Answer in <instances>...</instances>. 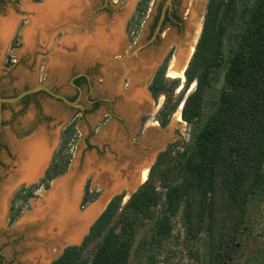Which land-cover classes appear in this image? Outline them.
Masks as SVG:
<instances>
[{
	"label": "trees",
	"instance_id": "1",
	"mask_svg": "<svg viewBox=\"0 0 264 264\" xmlns=\"http://www.w3.org/2000/svg\"><path fill=\"white\" fill-rule=\"evenodd\" d=\"M151 2H138L129 28L140 26ZM170 57L155 72L149 90L155 99L166 95L158 112L165 127L197 82L182 109L192 127L189 141L181 146L176 140L161 151L128 202L123 205L125 193L116 194L82 244L67 246L51 264H129L139 227L152 221L149 243L160 245L173 234L181 211L191 239L206 234L211 264H227L241 246L251 206L264 198V0L208 1L180 94V81L166 77ZM77 136L73 120L45 176L22 187L16 197L28 201L39 186L49 188L64 174ZM97 196L88 186L82 206ZM21 213L22 208L14 209L11 222ZM254 264H264V258Z\"/></svg>",
	"mask_w": 264,
	"mask_h": 264
},
{
	"label": "rangeland",
	"instance_id": "2",
	"mask_svg": "<svg viewBox=\"0 0 264 264\" xmlns=\"http://www.w3.org/2000/svg\"><path fill=\"white\" fill-rule=\"evenodd\" d=\"M44 1L42 0V2ZM139 1L112 0L111 9L108 14L105 13V16H109L108 21L116 20V18L123 15L125 16L120 17L122 23L124 22L121 25L120 34L123 37L125 36L127 51L124 58H121L119 62H116V60H119L116 58L121 53L114 52L111 61L115 65L122 66L124 71L118 80L120 89L111 93L108 87L105 86L106 75L104 68L106 65L102 61L98 62L95 60L91 64H86L89 61L73 60L62 73L54 72L53 68H49L56 49L63 48L64 51L70 54L77 53V49H71L70 46H63L61 43L67 35L65 26L56 24L51 41L39 35L36 37L34 46L28 48L26 47L23 31L26 27L31 26L33 18L30 13L22 8L21 5L24 0H0V12H3V14L0 13V18L12 16L17 18L15 28L8 40L9 42L7 41L4 45L0 43V91L4 96L12 97L35 84L45 83L54 91L67 96L72 101H77L71 99V97L76 96V91L72 88L71 78L73 74L90 70L94 78L92 96L104 97L100 106L94 108L86 99L88 87H85L84 94L78 99L80 106H72L64 100L53 97L44 91H38L20 102L4 105V123L0 139V194L3 192L4 185L9 179L10 174H12L11 172H14V168H16L14 164L17 161V155L12 149V141L14 139L24 140L44 131L51 138V147L55 145L49 155L47 167L51 164L55 152L61 145L64 128L73 120H76L77 123L78 136L71 146L73 155L69 169L64 174L50 181L49 188H45L44 185L39 186L35 190L36 196L28 201H23L22 198L16 197L17 192L22 187H29L33 184L21 183L19 185L18 183L10 191L7 198L8 207L6 215L0 224V264H28L23 261V257L31 250L29 244L30 241L33 242V239L29 227L19 228L20 221L23 216L33 210L34 203L44 200L45 194L52 189L57 181L67 176L74 177L72 180L75 181L79 177H82L81 196L78 204L80 212L86 211L93 203L99 201L107 193L106 185L104 186L100 180H96L97 177L94 172H86L85 165L87 156L93 153L98 155L100 159L110 157V155L112 158L115 157V160H120L122 157L129 159L130 152H126V155L121 156L108 141L99 139L101 130H104L110 124L115 123L120 125L124 134L126 133L131 139L129 141L131 144L130 151L134 149L137 155L136 160L140 161V163L138 162L139 164L137 163L138 169L144 168L145 163L149 159L152 160L147 178L141 184L148 179L151 168L161 151L176 140L181 141V146L189 141L192 130L191 125L184 119L181 121H176L175 119L177 112L181 111L182 113L181 105L174 112L169 123L165 127L161 126L158 112L166 100V95L163 94L158 99H155L149 90V85L155 72L170 54L171 57L166 77L170 80L178 79L180 81V86L176 93L180 94L185 89L187 80L185 75L186 68L182 75H178L171 72V67L180 43H183L184 46L194 43L196 49L203 30L209 0H205L201 6L199 21L196 20L193 10L195 0H179L181 8L184 10L186 8L189 9L188 16L185 19L187 24H185L180 33L177 29L168 28L167 26L159 42L147 48L144 47L153 41V38L149 41L150 31L155 23L156 15L165 0H152L147 15L142 20L140 26L135 31V28H129V26L126 29V20L128 17L135 15ZM12 4L18 5L24 13L22 15L16 14ZM101 16L106 18L104 15L97 17ZM22 19H28V24L25 28L22 27L18 30ZM196 24H201V28L198 29L197 27L196 29L194 27ZM83 31L85 33L83 32L82 35H85V38H90L94 36L96 30L90 32L85 29ZM110 31L108 30V32ZM198 33L199 35H197ZM150 55L153 58L151 63L148 64L146 61ZM133 58H136V63L134 62V66L136 67L133 65L130 67ZM137 62L141 67L143 75L140 76L142 79L139 80V84L135 86L134 80L136 74L133 77L132 74L128 73L127 69H132L133 67L134 69H138ZM144 62L148 65L147 73L145 72L146 63ZM194 84L189 88L187 95ZM133 89L137 93L146 94V96L143 100L144 102H142L144 103L142 105L143 108L138 113H134L135 120L131 124L132 120H129L130 115L124 112L123 108L128 102L126 93L128 94ZM147 95L149 99H147ZM79 107L83 110L78 109ZM42 178H40L39 182ZM88 186L91 191L97 192L98 196L93 202L82 206ZM115 193H125L123 205L128 202L133 194L129 193L126 189L116 191ZM17 208H22V213L11 222L14 209ZM249 214L247 229L241 235V246L228 259L227 264H254L264 258V198L252 204ZM152 228V221L145 222V224L139 227L137 242L129 264H211L206 250V234L203 233L199 238L191 239L187 235L184 226L182 211L174 218L173 234L164 240L162 244L149 243ZM64 247V245H51L47 264H51L62 253Z\"/></svg>",
	"mask_w": 264,
	"mask_h": 264
},
{
	"label": "bare ground",
	"instance_id": "3",
	"mask_svg": "<svg viewBox=\"0 0 264 264\" xmlns=\"http://www.w3.org/2000/svg\"><path fill=\"white\" fill-rule=\"evenodd\" d=\"M204 2L205 0H195L193 3L197 21H199L200 9ZM91 3L92 0H46L42 4H34L30 0H24L21 5L22 8L29 12L33 18L31 26L23 31L26 47H33L36 37L39 35L51 41L54 26L56 24L65 26L67 35L61 43L63 46H70V48L73 46V49H77V53L70 54L64 51L63 48L56 49L49 68H53L54 72L62 73L67 65L69 66V62L74 59H83L84 57L89 59L101 58L106 65L104 68L107 77L105 86L108 87L111 93H114L120 89L117 78L123 67L112 63L111 55L118 50L121 43V22L119 18H116L113 24L107 25L105 18L102 16L95 18L96 23H94L93 29L96 30L94 34L96 40L91 42L90 45L82 47L80 41L84 35L81 34L82 30L75 26V22L83 18V13L87 12ZM16 21L15 16L0 18V43L3 45L10 39ZM197 27L198 29L201 28V24H196L195 28L197 29ZM108 30L111 31L108 32ZM194 50V43L186 46L181 44L171 67L173 74L182 75L184 73ZM152 58L151 55L148 56L146 62L150 64ZM147 63L146 67L148 68ZM146 67L145 69H147ZM126 95L128 102L123 110L130 115L129 120H132L131 124H133L135 120L134 113H138L143 108L144 103L142 102H144L146 94L137 93L133 89ZM175 119L176 121L183 120L181 111L177 112ZM125 135L126 133L124 134L120 125L112 123L101 130L99 139L108 141L121 156L126 155V152H130L129 159L122 157L120 160H115L116 158H112L111 155L100 159L94 153L87 156L86 172H94L97 177L96 180H100L107 188V193L99 201L93 203L86 211L80 212L78 204L81 196L82 177L75 181L72 180L74 177L67 176L57 181L52 189L45 194L44 200L34 203L33 210L23 216L19 228L29 227L33 239V242L30 241L29 244L31 250L23 257V261L28 264H47L51 245L63 246L66 243L80 239L89 223L101 212L114 192L126 189L131 193L147 178L152 160L149 159L144 168L138 169L137 163H140V161L136 160L135 150L130 151L131 144L129 141L131 139ZM50 140L51 138L44 131H41L27 139H14L12 141V149L17 155V161L14 164L16 168H14V172H11L12 174H10L3 192L0 194V224L6 215L7 198L10 191L18 183L20 185L21 181L35 179L46 167L53 148L50 145Z\"/></svg>",
	"mask_w": 264,
	"mask_h": 264
},
{
	"label": "flooded vegetation",
	"instance_id": "4",
	"mask_svg": "<svg viewBox=\"0 0 264 264\" xmlns=\"http://www.w3.org/2000/svg\"><path fill=\"white\" fill-rule=\"evenodd\" d=\"M32 1H36V0H32ZM111 1L112 0H92V3L90 4V7H88V9H87V12L83 13V15H84L83 18H81L80 20H77L75 22V25L77 27H79L80 30H82V31L86 29V30L91 32L92 30H94L93 26H94V23H96L95 18L97 19L98 18L97 16H99V15H104L105 16V13L108 14L109 10L111 9V5H112ZM167 1L168 0H165L164 4L160 7V9H159V11H158V13L156 15L155 23L153 25V28L150 31L149 41L152 38H153V41L151 43H149L147 46H145L144 48H147L148 46L150 47L154 43L156 44L157 42H159L160 37H161L162 33L167 29V26H168V28L177 29V31L180 33L181 30L184 28L185 24H187V21L185 19L188 16L189 9L186 8L184 10L183 8H181L180 4H179L180 3L179 0H171L170 3H167ZM12 6H13V10L15 11L16 14H21L22 15L24 13V12H22L20 10L18 5L12 4ZM0 13L3 14V12H0ZM123 16H120V17H123ZM105 17H106L105 20L108 23V25L113 23L114 20H115V19H113L112 21H110V20L108 21L109 16H105ZM120 17H118V18L120 19V22H121L120 23V28H121V25L124 22L122 23ZM132 17L133 16H130V17L127 18L126 26H125L126 29L128 28L129 22L132 19ZM162 17H163V20L161 22ZM27 24H28V19H22L21 22H20V25H19L20 27L18 28V30L21 29L22 27L25 28L27 26ZM82 31H81V34L83 33ZM66 34H67V32H66ZM120 37H121V43H120V46L118 47V50L116 52H119L121 54H119V56H117L116 59H119V60H116V62L121 61V58H124V56L126 54V51H127L126 50V45H125V39H124L125 36L123 37L122 35H120ZM95 40H96V35H94L93 37H90V38H87V37L85 38V35H84L80 42H82V47H86V46L90 45L91 42H94ZM181 44H183V43H180V46H181ZM180 46H179V48H180ZM71 49H73V46L71 47ZM112 55H111V61H112ZM74 60L75 61H77V60L89 61V62H86V64L87 63L91 64V63H93L92 61H95V60L98 61V62L102 61L101 58L89 59L88 57L87 58L84 57L83 59L78 58V59H74ZM123 71H124V69L119 71V75H118V78H117V84L118 85H119V83H118L119 82L118 81L119 77H120V75L122 74ZM147 71H148V68L145 69L146 73H147ZM106 78L107 77L105 76V82H106ZM71 83H72V88L76 91V96L71 97V99L78 100L84 94L85 87H88V93H87L86 99L88 100V102L92 106H94V108L99 107L100 103L104 100V97H94V96H92V92H93V89H94V78H93L92 73H91L90 70L81 71L79 73L73 74V76L71 78ZM126 85H127V82H126ZM119 88H120V86H119ZM32 95H34V94H32ZM78 109L83 110L81 107H79ZM7 207H6V209H7Z\"/></svg>",
	"mask_w": 264,
	"mask_h": 264
},
{
	"label": "water",
	"instance_id": "5",
	"mask_svg": "<svg viewBox=\"0 0 264 264\" xmlns=\"http://www.w3.org/2000/svg\"><path fill=\"white\" fill-rule=\"evenodd\" d=\"M30 1L33 2L34 4H42V3H43L42 0H41V1H32V0H30ZM45 1H46V0H45ZM45 1H44V2H45ZM170 1H171V0H168L167 3H170ZM163 16H164V15H163ZM162 20H163V17H162V19H161V22H162ZM194 52H195V51H194ZM194 52H193V54H194ZM193 54H192V56H193ZM192 56H191V58H190V60H189V63H190V61H191V59H192ZM189 63H188V65H189ZM188 65H187V67H188ZM187 67H186V69H187ZM72 82H73V81H72ZM73 83H74V82H73ZM196 84H197V82H195L194 86H193L192 89L189 91V93H191V92L195 89ZM38 91H44V92L50 94V95L53 96V97L60 98V99L64 100L66 103H68V104H70V105H72V106H80L79 103H78V100H77V101H72V100H70L67 96H65V95H63V94H61V93H58V92L54 91L49 85H47V84H45V83H38V84H35V85H33V86H31V87H29V88H27V89L22 90V91L19 92L17 95L12 96V97L4 96V95L2 94V92L0 91V139H1V134H2V130H3V123H4V105L7 104V103H16V102H20V101H22L25 97H27V96H29V95H32V94H34V93H36V92H38ZM189 93H188V94H189ZM187 96H188V95H187ZM187 96H186V98H187ZM186 98L184 99V101H183L182 104H181V107H180L181 109H183V107H184V104H185V100H186ZM54 146H55V145H54ZM54 146H53V148H54ZM53 148H52L51 152L53 151ZM51 152H50V154H51ZM48 167H49V166L45 167L44 170H43V172H42L38 177H36L35 179H33V180H31V181H27V180H26V181H21L20 184H21V183H22V184H25V183H27V184L38 183L39 180H40V178L45 176V173H46ZM141 185H142V184L140 183V184H139V185H138V186H137V187L131 192V194L134 193V192H136V191L139 189V187H140ZM131 194H130V195H131ZM115 195H116V193L114 192V193L110 196V199H109L108 203L105 205V207H104V208L101 210V212L98 213V214L95 216V218L89 223V225L87 226L86 231L84 232L83 236H82L80 239H78L77 241H74V242H70V243H66V244H64V246H65L64 249H65L67 246H69V245H81V244H82V242L84 241L85 237H86V236L88 235V233L90 232L91 226H92V225L94 224V222L99 218V216L103 213V211L106 209L107 205L109 204V202L112 200V198H113ZM64 249H63V251H64ZM63 251H62V252H63Z\"/></svg>",
	"mask_w": 264,
	"mask_h": 264
},
{
	"label": "crops",
	"instance_id": "6",
	"mask_svg": "<svg viewBox=\"0 0 264 264\" xmlns=\"http://www.w3.org/2000/svg\"><path fill=\"white\" fill-rule=\"evenodd\" d=\"M139 59V58H138ZM133 60V62H131L130 63V67H132V65L134 66V62L136 63V58H133L132 59ZM131 60V61H132ZM126 66V65H125ZM137 66H138V69H134V67H136V66H134L132 69L131 68H128L127 69V71H128V73H130V75L132 74L133 75V77L135 76V74H136V77H135V86H137L138 84H139V80L140 79H142L140 76L141 75H143V73H142V70H141V67L139 66V64H138V62H137ZM127 68V67H126ZM147 99H149V96L147 95ZM146 99V100H147ZM148 106V105H147Z\"/></svg>",
	"mask_w": 264,
	"mask_h": 264
}]
</instances>
